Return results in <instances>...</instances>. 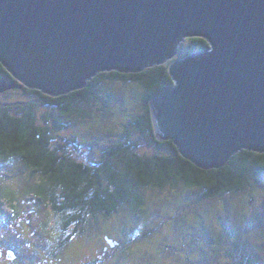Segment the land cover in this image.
Returning <instances> with one entry per match:
<instances>
[{
    "label": "water",
    "instance_id": "1",
    "mask_svg": "<svg viewBox=\"0 0 264 264\" xmlns=\"http://www.w3.org/2000/svg\"><path fill=\"white\" fill-rule=\"evenodd\" d=\"M191 38L208 48L173 60L151 99L154 134L185 160L218 169L264 153V0H0V94L58 97L98 73H139Z\"/></svg>",
    "mask_w": 264,
    "mask_h": 264
},
{
    "label": "rangeland",
    "instance_id": "2",
    "mask_svg": "<svg viewBox=\"0 0 264 264\" xmlns=\"http://www.w3.org/2000/svg\"><path fill=\"white\" fill-rule=\"evenodd\" d=\"M189 46L187 40L181 42L173 59L179 60V52L187 51ZM141 96L135 84L106 81L91 102L81 104L76 114L64 118L67 127L53 131L52 138L65 145L64 152L71 159L90 165L101 149L121 138L127 122L140 114ZM26 103L34 104L37 124H43V114H55L21 90L0 94V107L8 108L13 115ZM133 139L138 143L139 155L160 152L139 135H133ZM0 173L8 180L17 178L24 187L39 183L37 176H17L10 162H0ZM138 194L143 205L135 214L130 207L122 206L106 219L86 218L78 227L80 231L77 229L65 245L64 255H56L58 263L79 264L84 250L97 246L105 237L129 241L122 244L130 252L127 264H245L248 258L264 263V179L251 178L242 191L210 200H200L198 190L182 185L142 188ZM49 216L54 220L50 226L58 228L60 218L52 212ZM71 230L69 227L60 232L58 240L62 241ZM1 231L7 237L15 235L6 228ZM44 235L49 243L59 234L45 227ZM43 244L44 240L37 247ZM52 251L58 252L56 248ZM31 253L26 251V255Z\"/></svg>",
    "mask_w": 264,
    "mask_h": 264
},
{
    "label": "trees",
    "instance_id": "3",
    "mask_svg": "<svg viewBox=\"0 0 264 264\" xmlns=\"http://www.w3.org/2000/svg\"><path fill=\"white\" fill-rule=\"evenodd\" d=\"M187 41L189 49L180 51L179 59L208 48L202 39ZM173 60L139 73H98L84 88L54 98L39 91L21 89L55 114H43V124H37L32 103L18 107L16 115L0 107V160L18 158L32 173L39 175L40 182L33 185L30 193L47 202L52 212L63 215L66 228L81 226L86 218L100 214L109 217L122 206L130 207L135 214L143 205L138 194V189L142 188L182 185L198 190L200 200H210L242 191L251 178L264 179V153L239 150L222 167L202 170L181 157L171 141H158L150 99L161 88L173 84L168 73ZM0 79L13 81L1 63ZM106 81L137 85L142 91L141 112L127 122L119 140L100 150L92 166L77 163L59 154L65 151V145L56 143L51 133L64 130L68 122L64 118L76 114L81 104L91 102ZM133 135H139L144 143L160 152L139 155ZM70 142L75 143L73 139ZM245 264L259 262L248 258Z\"/></svg>",
    "mask_w": 264,
    "mask_h": 264
},
{
    "label": "flooded vegetation",
    "instance_id": "4",
    "mask_svg": "<svg viewBox=\"0 0 264 264\" xmlns=\"http://www.w3.org/2000/svg\"><path fill=\"white\" fill-rule=\"evenodd\" d=\"M59 154L71 159L66 152H59ZM0 162H10L17 176H37L40 182L39 175L32 173V169L18 158L2 159ZM92 163L86 165L92 166ZM32 187L33 185L30 183H27L25 187L21 186L17 178L8 180L0 173V264H59L56 255H64L65 245L73 235L74 229L80 227V225L76 227L70 225L69 227H72L71 232L62 241H59L58 239L62 237L60 232L69 228L64 225V216L52 212L47 202L34 197L30 193ZM49 212L60 218L61 223L59 222L58 228L50 226L49 223L54 220L49 216ZM97 216L103 219L108 218L102 214ZM45 227L49 231L57 230L58 238L47 243V237L44 235ZM4 228L11 230L15 235L11 237L4 236L1 231ZM78 230L80 231V229ZM43 240L44 244L39 249L37 246ZM123 242L129 241H122L119 237L114 239L105 237L104 241L101 240L97 246H90L84 250L82 257L78 259L79 264H127L130 252L126 247L124 249ZM52 248H56L58 252H53ZM27 250L32 253L26 255Z\"/></svg>",
    "mask_w": 264,
    "mask_h": 264
}]
</instances>
